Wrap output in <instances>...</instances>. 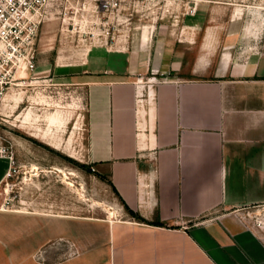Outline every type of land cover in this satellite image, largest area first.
I'll list each match as a JSON object with an SVG mask.
<instances>
[{
  "label": "crops",
  "instance_id": "crops-1",
  "mask_svg": "<svg viewBox=\"0 0 264 264\" xmlns=\"http://www.w3.org/2000/svg\"><path fill=\"white\" fill-rule=\"evenodd\" d=\"M156 33L80 79L89 158L126 216L0 209V264H264V59L215 60L206 32L188 62ZM10 171L0 157V188Z\"/></svg>",
  "mask_w": 264,
  "mask_h": 264
},
{
  "label": "rangeland",
  "instance_id": "rangeland-1",
  "mask_svg": "<svg viewBox=\"0 0 264 264\" xmlns=\"http://www.w3.org/2000/svg\"><path fill=\"white\" fill-rule=\"evenodd\" d=\"M46 10L33 83L9 93L1 108L0 151L13 164L0 209L68 217L51 218L52 226L126 216L89 158L88 93L80 79L91 57L100 64L97 55L157 29L156 46L177 44L188 62L206 32L215 60L229 51L236 60L264 59V0H48Z\"/></svg>",
  "mask_w": 264,
  "mask_h": 264
},
{
  "label": "built area",
  "instance_id": "built-area-1",
  "mask_svg": "<svg viewBox=\"0 0 264 264\" xmlns=\"http://www.w3.org/2000/svg\"><path fill=\"white\" fill-rule=\"evenodd\" d=\"M47 6L48 0H0V125L9 93L33 83ZM0 157L13 164L12 155L0 151Z\"/></svg>",
  "mask_w": 264,
  "mask_h": 264
},
{
  "label": "trees",
  "instance_id": "trees-1",
  "mask_svg": "<svg viewBox=\"0 0 264 264\" xmlns=\"http://www.w3.org/2000/svg\"><path fill=\"white\" fill-rule=\"evenodd\" d=\"M126 208H127V210L130 212V214H131L136 220H138L139 222L147 223L146 220L143 219L141 216L136 215L135 213H133L132 211H130L128 207H126Z\"/></svg>",
  "mask_w": 264,
  "mask_h": 264
},
{
  "label": "bare ground",
  "instance_id": "bare-ground-1",
  "mask_svg": "<svg viewBox=\"0 0 264 264\" xmlns=\"http://www.w3.org/2000/svg\"><path fill=\"white\" fill-rule=\"evenodd\" d=\"M36 169V168H35ZM61 173H64V171L63 170H61V169H58ZM66 174V173H65ZM67 175V174H66ZM114 214V213H113ZM112 218V217H111ZM113 218H114V216H113Z\"/></svg>",
  "mask_w": 264,
  "mask_h": 264
}]
</instances>
